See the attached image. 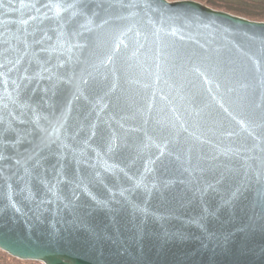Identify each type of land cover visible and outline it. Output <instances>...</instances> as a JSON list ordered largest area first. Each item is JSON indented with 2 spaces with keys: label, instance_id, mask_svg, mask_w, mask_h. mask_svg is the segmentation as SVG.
<instances>
[{
  "label": "water",
  "instance_id": "obj_1",
  "mask_svg": "<svg viewBox=\"0 0 264 264\" xmlns=\"http://www.w3.org/2000/svg\"><path fill=\"white\" fill-rule=\"evenodd\" d=\"M0 251L264 264V22L194 0H0Z\"/></svg>",
  "mask_w": 264,
  "mask_h": 264
},
{
  "label": "trees",
  "instance_id": "obj_2",
  "mask_svg": "<svg viewBox=\"0 0 264 264\" xmlns=\"http://www.w3.org/2000/svg\"><path fill=\"white\" fill-rule=\"evenodd\" d=\"M182 1V0H168ZM193 1V0H190ZM203 5L223 12H229L235 16H241L248 20L264 22V0H194ZM0 264H41L34 262H22L0 251Z\"/></svg>",
  "mask_w": 264,
  "mask_h": 264
},
{
  "label": "rangeland",
  "instance_id": "obj_3",
  "mask_svg": "<svg viewBox=\"0 0 264 264\" xmlns=\"http://www.w3.org/2000/svg\"><path fill=\"white\" fill-rule=\"evenodd\" d=\"M168 1V0H167Z\"/></svg>",
  "mask_w": 264,
  "mask_h": 264
}]
</instances>
